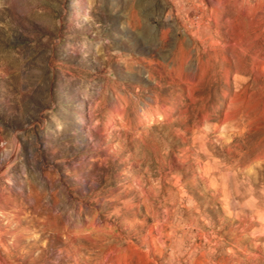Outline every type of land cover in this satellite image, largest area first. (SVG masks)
<instances>
[{"label":"rangeland","instance_id":"1","mask_svg":"<svg viewBox=\"0 0 264 264\" xmlns=\"http://www.w3.org/2000/svg\"><path fill=\"white\" fill-rule=\"evenodd\" d=\"M0 264H264V0H0Z\"/></svg>","mask_w":264,"mask_h":264}]
</instances>
